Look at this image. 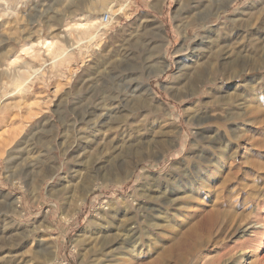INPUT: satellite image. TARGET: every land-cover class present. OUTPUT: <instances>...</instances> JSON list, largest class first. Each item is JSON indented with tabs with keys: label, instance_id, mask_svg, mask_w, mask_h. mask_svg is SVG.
Returning a JSON list of instances; mask_svg holds the SVG:
<instances>
[{
	"label": "rangeland",
	"instance_id": "rangeland-1",
	"mask_svg": "<svg viewBox=\"0 0 264 264\" xmlns=\"http://www.w3.org/2000/svg\"><path fill=\"white\" fill-rule=\"evenodd\" d=\"M54 255L264 264V0H0V264Z\"/></svg>",
	"mask_w": 264,
	"mask_h": 264
},
{
	"label": "bare ground",
	"instance_id": "bare-ground-1",
	"mask_svg": "<svg viewBox=\"0 0 264 264\" xmlns=\"http://www.w3.org/2000/svg\"><path fill=\"white\" fill-rule=\"evenodd\" d=\"M93 24V23H92ZM95 25H97V24H95ZM99 25V24H98ZM103 25V22H102V24L100 25V27L98 28V29H96L95 31H94V27H96V26H94V24L93 25H89V26H87L85 23H80V27H83L84 28V31H85V34H86V36H87V39L88 40H92V39H94L95 38V36L97 35V33H98V31H100V29L103 27L102 26ZM92 29H93V31H92ZM42 44H45L46 45V47H47V50L49 51L51 48H52V45H53V43L52 42H50V41H45V42H42ZM31 48H33V46L31 47ZM65 51V50H64ZM58 56V55H57ZM165 62V61H164ZM183 66H184V64L180 67V69H183ZM168 67H169V64L167 63V62H165L164 64H163V66H162V68H160L159 70H156V71H153L151 74H149V76H148V78H150L151 76H155V75H159V74H163V73H165L166 71H167V69H168ZM234 72H235V70H232V72L231 73H233L234 74ZM199 79V78H198ZM142 89H144L146 92H147V94L148 95H151V96H153L154 95V93H153V91H152V88H151V86L149 85V84H144V85H142ZM152 98V97H151ZM135 164H136V162H135V160H130L129 159V162H127L125 165V167H124V169L122 170V172H123V176H122V181L124 180V179H126V178H128L130 175H131V173L132 172H130V175H129V169H131V167H135ZM133 167V168H134ZM132 170H134V169H132ZM133 173H134V171H133ZM121 180H120V182H121ZM94 188V187H93ZM92 187H90V188H88L87 190H86V192H84L85 194L83 195V197L79 200V202H78V205H77V207L75 208V210H74V212L72 213V214H70V219L71 218H73L78 212H79V210H80V208H81V206H82V204L86 201V198H87V196L91 193V191L92 190H94ZM150 197V196H149ZM119 227V226H118ZM124 229V228H123ZM122 229V230H123ZM127 230V229H126ZM125 232V231H124ZM124 232H122V233H116L115 235H116V243L118 242V243H120V242H124L125 241V237H124ZM111 236V235H110ZM126 236H128V235H126ZM115 237V236H114ZM114 240V239H113ZM128 240V239H127ZM51 259H50V261L48 262L49 264H52L56 259H57V256L56 255H54V257L52 258V257H50ZM47 261H48V259H47Z\"/></svg>",
	"mask_w": 264,
	"mask_h": 264
},
{
	"label": "built area",
	"instance_id": "built-area-1",
	"mask_svg": "<svg viewBox=\"0 0 264 264\" xmlns=\"http://www.w3.org/2000/svg\"><path fill=\"white\" fill-rule=\"evenodd\" d=\"M101 21L103 22V24H107L111 21V16L110 14H106L102 19Z\"/></svg>",
	"mask_w": 264,
	"mask_h": 264
}]
</instances>
